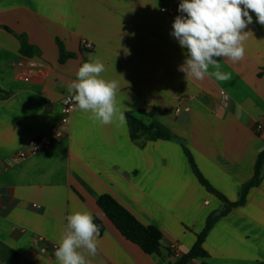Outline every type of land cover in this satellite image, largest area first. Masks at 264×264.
<instances>
[{
    "label": "crops",
    "instance_id": "crops-1",
    "mask_svg": "<svg viewBox=\"0 0 264 264\" xmlns=\"http://www.w3.org/2000/svg\"><path fill=\"white\" fill-rule=\"evenodd\" d=\"M180 3L0 0V264H58L54 250L66 216L76 211L90 212L105 227L96 256L81 250L91 264H172L193 248L209 215L225 206L200 182L187 151L214 190L239 200L264 150V131L256 130L264 118V25L250 11L244 59L219 61L229 81L186 79L178 67L187 50L171 35L175 17L186 15ZM20 36L32 47L28 53ZM59 42L75 57L62 63ZM97 58L105 65L101 77L119 83L116 107L126 122L101 125L75 109L61 140L12 164L31 140L56 129L68 84ZM222 89L231 97L226 109ZM129 112L147 124L158 121L173 138L133 141ZM105 194L161 231L159 254L145 253L120 233L98 205ZM203 247L208 256L188 264L264 261V167L260 184L217 220Z\"/></svg>",
    "mask_w": 264,
    "mask_h": 264
},
{
    "label": "clouds",
    "instance_id": "clouds-1",
    "mask_svg": "<svg viewBox=\"0 0 264 264\" xmlns=\"http://www.w3.org/2000/svg\"><path fill=\"white\" fill-rule=\"evenodd\" d=\"M243 6V7H241ZM178 15L172 24L171 35L182 49H186L185 60L178 70L186 79L202 81L213 76L217 81H229L231 73L220 71L219 61L227 59L235 64L245 57V41L251 31H245L256 22L264 25V0H181ZM127 51V50H126ZM216 69L209 72V68ZM105 65L100 59H92L79 67L77 79L67 86L70 103L79 111L90 113L93 122L110 125L118 120L126 122V116L116 107L119 83L101 77ZM119 75V74H118ZM221 103L226 109L231 97L222 89ZM67 224L54 256L58 264H91L88 256H96L99 246L100 228L88 211H76L66 216Z\"/></svg>",
    "mask_w": 264,
    "mask_h": 264
},
{
    "label": "trees",
    "instance_id": "trees-1",
    "mask_svg": "<svg viewBox=\"0 0 264 264\" xmlns=\"http://www.w3.org/2000/svg\"><path fill=\"white\" fill-rule=\"evenodd\" d=\"M7 29V28H6ZM22 44V52L28 53L27 50L32 49L30 45L26 42L24 36L19 38ZM60 47V61L63 63L68 58L75 57L74 53H68L65 51L63 45L59 42ZM154 116V113H151ZM127 120L129 126V132L131 139L137 141L143 136H146L150 140H171L173 138V133L167 127L159 123L158 121H153L149 124L143 120L137 118L132 113H127ZM192 168L197 175L200 182L207 187L210 192L215 193L219 196L225 203L223 210L219 213H212L209 215L204 230L198 235V239L193 246V248L187 253L177 258L172 264H188L189 261L197 257H207L208 254L205 251L203 244L205 239L217 222V220L225 216L232 208L243 205L246 202L247 195L249 191L260 184L261 174L264 167V150L259 154L255 165L254 177L241 187L239 193V200L237 202H229L222 195H220L216 190H214L202 177L198 171L192 156L187 151ZM99 207L104 211L107 217L111 220L114 226L120 231V233L130 242L138 245L147 254H159L161 251V231L154 226H147L143 224L139 219L136 218L128 209H126L122 204L115 200L111 195L105 194L100 196L98 200ZM94 223H96L100 228V235L104 232V225L98 218L94 217ZM208 264V263H203ZM256 264H264V261L257 262Z\"/></svg>",
    "mask_w": 264,
    "mask_h": 264
},
{
    "label": "built area",
    "instance_id": "built-area-1",
    "mask_svg": "<svg viewBox=\"0 0 264 264\" xmlns=\"http://www.w3.org/2000/svg\"><path fill=\"white\" fill-rule=\"evenodd\" d=\"M162 11H166V9L163 8ZM83 47L91 50L93 48V45L90 42H83ZM19 79L23 81L30 80L29 76L26 75H21ZM66 97H64L61 103V119L56 129L51 133L41 135L39 138L31 140L27 147L19 150L11 157L10 162L12 164H18L26 160L30 155L37 154L43 151L44 149L48 148L64 137L65 129L68 127L71 116L76 109L72 104L65 103ZM256 130L257 132L264 131V118L260 119L257 122ZM173 250H176V246L173 247Z\"/></svg>",
    "mask_w": 264,
    "mask_h": 264
}]
</instances>
